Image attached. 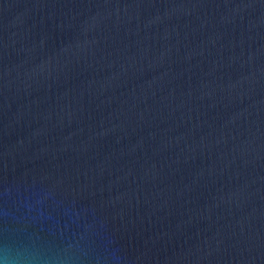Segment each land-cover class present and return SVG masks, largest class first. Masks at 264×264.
I'll use <instances>...</instances> for the list:
<instances>
[{
	"label": "water",
	"instance_id": "1",
	"mask_svg": "<svg viewBox=\"0 0 264 264\" xmlns=\"http://www.w3.org/2000/svg\"><path fill=\"white\" fill-rule=\"evenodd\" d=\"M0 260L264 264V0H0Z\"/></svg>",
	"mask_w": 264,
	"mask_h": 264
},
{
	"label": "clouds",
	"instance_id": "2",
	"mask_svg": "<svg viewBox=\"0 0 264 264\" xmlns=\"http://www.w3.org/2000/svg\"><path fill=\"white\" fill-rule=\"evenodd\" d=\"M0 264H6L5 260H0Z\"/></svg>",
	"mask_w": 264,
	"mask_h": 264
}]
</instances>
